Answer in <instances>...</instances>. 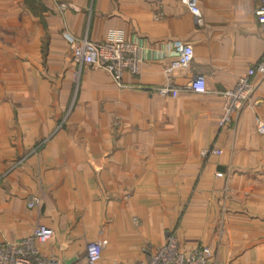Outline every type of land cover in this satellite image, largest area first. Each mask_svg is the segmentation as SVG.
<instances>
[{
  "label": "crops",
  "instance_id": "obj_1",
  "mask_svg": "<svg viewBox=\"0 0 264 264\" xmlns=\"http://www.w3.org/2000/svg\"><path fill=\"white\" fill-rule=\"evenodd\" d=\"M198 5L203 26L179 0H0V244L41 224L61 264H88L99 239L97 264H136L173 233L212 264H264V79L220 127L223 94L264 53L258 0ZM113 35L139 42V74L78 77V42ZM179 43L194 58L170 72Z\"/></svg>",
  "mask_w": 264,
  "mask_h": 264
},
{
  "label": "built area",
  "instance_id": "obj_2",
  "mask_svg": "<svg viewBox=\"0 0 264 264\" xmlns=\"http://www.w3.org/2000/svg\"><path fill=\"white\" fill-rule=\"evenodd\" d=\"M179 1L189 9L197 24L203 26L199 0ZM255 16L264 29V0H258ZM140 52L141 48L137 40H125L121 36L113 35L102 42H94L84 37L73 49V61L78 67V77L86 69L105 71L111 74L115 82L120 85L125 73L133 76L139 74ZM175 55L176 58L168 69L170 72L185 69L191 65L194 58L193 47L190 44L179 43L175 47ZM256 76L264 79V53L257 63L250 66L239 77L235 86L223 94L220 127L225 128L231 125L234 115L249 103L258 87V83L254 81ZM190 88L196 94H204L206 92L205 80L202 77H195ZM159 93L162 96L176 97L178 90L173 86H167ZM258 128L264 133V124L259 122ZM209 154V150L202 152L204 157ZM42 204V198L39 196H32L27 202L29 209L40 208ZM52 237V230L39 224L28 238L14 243L0 244V264H61L58 258L43 255L37 247V244H46ZM104 244L103 239L89 244L86 250L88 264L99 262ZM144 254L145 259L136 264H212L213 261V254L209 247L200 245L191 252L183 251L173 233L167 236L163 246L156 249L147 247L144 249Z\"/></svg>",
  "mask_w": 264,
  "mask_h": 264
}]
</instances>
